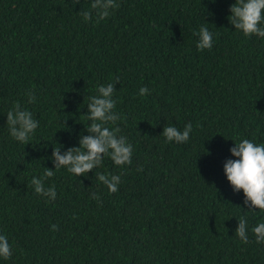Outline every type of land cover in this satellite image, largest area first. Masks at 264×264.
Masks as SVG:
<instances>
[{
  "label": "trees",
  "instance_id": "trees-1",
  "mask_svg": "<svg viewBox=\"0 0 264 264\" xmlns=\"http://www.w3.org/2000/svg\"><path fill=\"white\" fill-rule=\"evenodd\" d=\"M91 2L0 0V234L13 246L0 264H264L251 231L264 212L244 205L223 171L234 143H264V38L229 24L234 0H116L100 23L80 15ZM201 26L211 49L196 47ZM115 77L132 163L105 156L83 176L55 170L53 148L79 146L89 97ZM16 102L39 121L29 144L6 124ZM189 122L185 143L161 135ZM45 168L55 200L30 184ZM98 172L119 175L118 191ZM241 216L247 244L235 235Z\"/></svg>",
  "mask_w": 264,
  "mask_h": 264
},
{
  "label": "clouds",
  "instance_id": "clouds-1",
  "mask_svg": "<svg viewBox=\"0 0 264 264\" xmlns=\"http://www.w3.org/2000/svg\"><path fill=\"white\" fill-rule=\"evenodd\" d=\"M77 4L79 0H74ZM214 2V0H209ZM119 8L116 0H92L89 9L80 12L85 22H89L95 16L96 23L107 19L112 11ZM228 22L235 30L242 32L245 37L257 36L264 38V0H234L229 8ZM193 35L198 37L196 47L198 50L211 49L213 33L206 26H201ZM120 82L115 77L112 82L99 85L96 95L89 97L87 113L84 119L89 122L86 129L88 135H81L79 146L69 147L63 153L60 147L53 148L51 158L54 169L65 168L68 173L75 176H83L92 172L94 168L102 165L105 156L111 159L116 166L130 165L132 163L133 146L126 136L120 135L121 129L118 121L123 117L115 111L117 100L114 99L116 92L115 84ZM140 96L149 94L147 87L139 89ZM27 103L36 101L34 90L26 93ZM6 124L11 137L21 144H29L32 135L39 126V121L34 119L33 114L19 102L12 105L6 113ZM111 125V127H110ZM192 124L189 122L180 130L175 126H165L161 135L166 142L185 143L190 138ZM232 157L223 164L226 179L234 192H243L244 205L249 209L264 212V143L257 144L250 139H242L234 143L229 149ZM141 170L138 168V171ZM55 175L54 170L45 168L43 176L33 177L30 181L37 195L47 197L48 200L56 199L55 185L45 188L44 180ZM97 180L106 186L109 193L118 191L121 183L119 175L96 173ZM93 198L99 200V196L93 194ZM235 235L244 244L249 242L248 220L241 216L237 221ZM52 231H57V225H50ZM257 244L264 243V221L257 223L251 228ZM13 256V246L9 243L6 235L0 234V259L9 260Z\"/></svg>",
  "mask_w": 264,
  "mask_h": 264
}]
</instances>
